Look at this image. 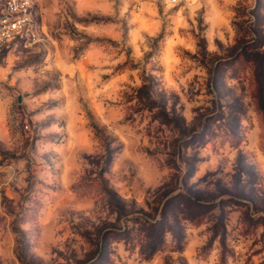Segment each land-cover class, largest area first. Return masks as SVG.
<instances>
[{
	"label": "rangeland",
	"instance_id": "obj_1",
	"mask_svg": "<svg viewBox=\"0 0 264 264\" xmlns=\"http://www.w3.org/2000/svg\"><path fill=\"white\" fill-rule=\"evenodd\" d=\"M83 3L0 54V264H264V0Z\"/></svg>",
	"mask_w": 264,
	"mask_h": 264
},
{
	"label": "built area",
	"instance_id": "obj_2",
	"mask_svg": "<svg viewBox=\"0 0 264 264\" xmlns=\"http://www.w3.org/2000/svg\"><path fill=\"white\" fill-rule=\"evenodd\" d=\"M33 0H0V54L30 32Z\"/></svg>",
	"mask_w": 264,
	"mask_h": 264
},
{
	"label": "crops",
	"instance_id": "obj_3",
	"mask_svg": "<svg viewBox=\"0 0 264 264\" xmlns=\"http://www.w3.org/2000/svg\"><path fill=\"white\" fill-rule=\"evenodd\" d=\"M81 1H84L83 6L88 7L90 9L101 8L102 6H104V3H103L104 0H81ZM139 4H140L141 9H143V10H146L147 8L151 9L150 5H148L149 7H145L146 6L145 1H143V2L141 1V2H139ZM138 15H140V14L137 13V16Z\"/></svg>",
	"mask_w": 264,
	"mask_h": 264
}]
</instances>
